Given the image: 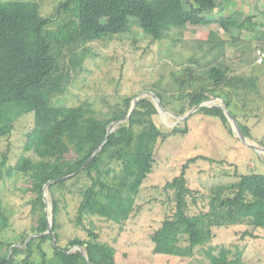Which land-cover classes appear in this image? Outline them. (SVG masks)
<instances>
[{"label":"trees","instance_id":"1","mask_svg":"<svg viewBox=\"0 0 264 264\" xmlns=\"http://www.w3.org/2000/svg\"><path fill=\"white\" fill-rule=\"evenodd\" d=\"M220 4V0H60L57 13L47 18L41 15L36 1H0V142L10 136L20 119H32L24 135L21 155L6 170L8 176L23 175L30 183L31 213L36 217L32 228L36 236L30 238L27 233L20 240L25 246H16L3 235L10 221L6 207L0 202V264H15V256L21 253L26 257L20 264H118L115 247L101 240L92 218L122 225L136 215L144 181L155 167L157 145L172 134L188 133L189 128L186 125L163 129L155 121L159 111L154 101L143 97L130 119L110 134L90 160L105 141L110 125L127 117L133 100L141 92L124 95L115 103L106 100L102 110L88 100L78 105H68L62 100L69 91L73 74L83 68V62L92 54V46L104 42L107 47V41L133 32V21L150 37V44L170 38L174 28L187 25L202 29L220 24L226 31L247 28L257 32L261 23L255 21L256 15H247L243 20L203 15ZM56 18L62 19L59 27L55 31L47 29ZM216 36L210 32L209 40L200 42L201 45L213 42L212 47H218L219 52L213 59L203 65L198 58H193L179 72L180 76H176L181 88L178 97L190 109L208 100L209 93L223 97L227 109L250 138L251 129L234 112L233 101L241 90L259 93L256 69L261 70L264 65L252 68V64L257 62L259 51L264 52V39L258 37L256 57L245 63L247 69L252 68L248 78L243 67L231 68L227 61L221 60L226 57L225 43L214 40ZM136 42L133 39V44ZM92 55L97 57L98 53ZM202 71L207 77L204 80L200 78ZM199 79L204 82L195 86L193 83ZM156 94L167 108L163 91ZM185 105L175 110L178 115L186 113ZM199 111L217 118L233 133L221 107H202ZM8 152L10 149L0 161V180ZM201 158L215 160L207 156L189 158L183 163L181 173L163 186L164 202L168 201L170 214L150 235L153 251L191 258L200 248L209 264H244L245 250L238 245L235 251L228 247H221L217 253L216 247L205 249L216 238L215 229L226 226L227 222L218 220L208 207L207 195L189 184L187 170ZM238 176L239 180L232 185L234 195L223 198L220 203L227 207L229 221L248 226L243 238L257 239L256 231L264 229V174L252 172ZM81 178H85L83 184L70 189L69 182ZM52 180L55 181L49 185V192L54 225L52 232L46 233L49 221L43 193L44 186ZM224 188L218 187L214 200ZM66 191L79 193L75 223L86 236L76 235L61 246L58 244L59 217L66 202ZM54 238L50 258L43 243ZM36 243L42 257L40 263L32 260ZM76 246L81 249L73 250Z\"/></svg>","mask_w":264,"mask_h":264},{"label":"rangeland","instance_id":"2","mask_svg":"<svg viewBox=\"0 0 264 264\" xmlns=\"http://www.w3.org/2000/svg\"><path fill=\"white\" fill-rule=\"evenodd\" d=\"M0 1H36L40 5L41 15L51 18L54 12L57 13L60 0ZM220 1L221 4L218 7L204 11L203 15L209 18L231 16L236 20H243L247 15H256L255 21L261 23L257 27V32L247 28L242 30L231 28L226 31L220 24H212L202 29L187 25L174 28L170 38L150 44V37L139 29L136 21H133V32L107 41V47L104 46V42L92 46L91 53H98V56L88 55L83 62V68L73 74L69 91L62 100L68 105H78L88 100L102 110L106 107V100L115 103L122 100L124 95L139 92L152 99L147 92L163 91L167 106L165 108L168 112H159L155 116V121L165 130L186 125L189 128L188 133L172 134L164 143L157 145L155 167L144 181L138 200L140 209L136 215L122 225L107 222L98 217L92 218L101 240L115 247L118 264H209L204 251L200 248H197L195 255L191 258L155 254L154 243L150 239L151 233L161 226L162 220L170 214L168 201L164 202L166 195H164L163 186L181 173L183 163L196 156H207L215 160L211 162L201 158L192 163L187 170L189 184L192 188L202 190L207 195V204L214 216L218 220L227 222L226 226L215 229L217 236L205 249L213 246L216 247L215 253L221 247H228L235 251L234 247L238 245L245 250L244 264H264V229L260 228L256 231L259 235L257 239L243 238L242 234L248 230V226L229 221L227 207L220 203L223 198L234 195L232 185L239 180V174L252 172L264 174V151H258L246 145L217 118L206 116L202 111H195L186 119H181L192 108L190 109L178 97L181 88L176 76H180L179 72H182L185 65L190 64L191 59L198 58L204 65L219 52L218 47H212L213 42L200 44L201 41L209 40L210 32L217 35V39L214 40L225 43L226 57H222L221 60L224 63L227 61L231 68L243 67L246 77L251 78V69L264 65V62H253L252 68L248 69L245 65L256 57L258 37L264 39V26H262L264 25V0ZM61 20L56 18L47 25V29L55 31L61 24ZM259 31L262 32L258 33ZM176 38L177 40H174ZM133 39H137L135 44ZM66 54H68L67 50ZM261 68V70L256 69V76L259 77L257 81L259 93L252 90L251 93H245V90H241L240 95L234 96L233 101L234 112L240 115V121L242 118L251 129V137H247V141L260 148L264 147V67ZM200 78L203 80L207 78L204 71L201 72ZM202 82L204 81L199 79L193 84L199 86ZM185 89L190 91L192 88L185 87ZM208 95H210L209 98H213L209 104H223V97H215L210 93ZM184 105L188 107L186 113L178 115L175 110ZM190 116L193 117L186 124ZM31 124V118L20 119L16 122V128L10 136L0 142V161L10 149L8 160L3 168V178L0 180V202L6 207L10 221L3 235L21 248L25 246L20 241L23 235L30 233V237L36 236L32 233L36 217L31 213L30 183L23 175L8 176L6 169L21 155L24 135ZM84 181L85 178L79 181L74 179L69 182V187L77 189L76 187L82 185ZM218 187L225 188L217 200H214L217 197ZM65 196L66 202L62 204L59 217L61 227L58 231L61 238L58 244L61 246H65L68 240L76 235L86 236V233L75 223L79 193L66 191ZM48 200L51 203L50 192H48ZM45 210L50 215V207L46 205ZM53 243L54 241L50 240L43 243V249L50 258L53 257ZM13 248L12 246L11 249ZM33 253L32 260L40 263L42 257L37 243L33 246ZM24 257H26L25 253L16 255L15 264H20Z\"/></svg>","mask_w":264,"mask_h":264},{"label":"water","instance_id":"3","mask_svg":"<svg viewBox=\"0 0 264 264\" xmlns=\"http://www.w3.org/2000/svg\"><path fill=\"white\" fill-rule=\"evenodd\" d=\"M151 95L152 97V100L154 101L155 103V106L157 107L158 111L160 113H166L168 112L167 109L162 105L161 103V99L158 97V95L153 92V91H149L147 92ZM146 94V93H145ZM145 97L144 96V93H140L139 95H137L135 97V99L133 100L132 102V105H131V108H130V111H129V114L127 115V117L121 119V120H118V121H114L109 129H108V134H107V137L105 139V141L102 143V145L94 152V154L92 155V157L90 158V160L99 152V150L102 148V146L108 141V137L110 136V134L112 132L115 131V129L122 123H124L125 121L129 120L130 117H131V114L133 113V111L135 110L136 106H137V103L138 101ZM213 98H209L208 100H205L203 102H201L200 104L194 106L191 111L186 114L184 117H182L181 119H186L191 113L197 111L198 109L202 108V107H213V106H218V107H221L223 110H224V113L229 121V123L231 124V127H232V130L233 132L239 137V139H241L246 145L258 150V151H264V147L260 148L258 146H255V145H252L250 144L248 141H247V137L245 136V134L243 133V130L241 129L239 123L237 122V120L232 116V114L230 113V111L227 109V106L225 104V101L224 99H222L223 101V104H209V102L212 100ZM173 113V112H172ZM174 114V113H173ZM175 115V114H174ZM88 160V162L90 161ZM87 162V163H88ZM86 163V164H87ZM85 164V165H86ZM55 180H52L50 181L49 183H47L45 186H44V193H43V196H44V201L46 203V205L48 207H50V215L48 214V221H49V228L47 230L46 233H51L52 232V229H53V225H54V213H53V208H52V204L49 202L48 200V192H49V185L51 183H53ZM36 235V234H35ZM31 238V237H30ZM54 243H55V238H54ZM81 249L79 246H76L74 247L73 249ZM84 255L86 257V259H88L87 257V254L84 252Z\"/></svg>","mask_w":264,"mask_h":264},{"label":"built area","instance_id":"4","mask_svg":"<svg viewBox=\"0 0 264 264\" xmlns=\"http://www.w3.org/2000/svg\"><path fill=\"white\" fill-rule=\"evenodd\" d=\"M259 57H258V60H257V62L258 63H263L264 62V52H262V51H259Z\"/></svg>","mask_w":264,"mask_h":264},{"label":"crops","instance_id":"5","mask_svg":"<svg viewBox=\"0 0 264 264\" xmlns=\"http://www.w3.org/2000/svg\"><path fill=\"white\" fill-rule=\"evenodd\" d=\"M259 66V65H258Z\"/></svg>","mask_w":264,"mask_h":264}]
</instances>
